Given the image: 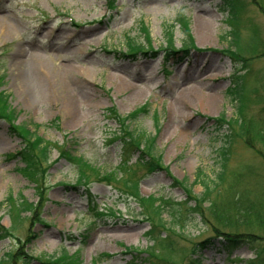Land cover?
<instances>
[{
	"label": "rangeland",
	"instance_id": "obj_1",
	"mask_svg": "<svg viewBox=\"0 0 264 264\" xmlns=\"http://www.w3.org/2000/svg\"><path fill=\"white\" fill-rule=\"evenodd\" d=\"M113 1L114 9L111 0H0V78L5 77L0 92L8 95L11 110L18 114L16 125H28L38 137L70 153L61 158L60 150L52 149L40 198L19 173L21 161L13 159L23 148L22 139L11 135L9 123L0 119V228L11 231V237L0 238V262L52 264L66 252L73 260L78 256L81 264H146L148 255L143 252L152 245L147 239L150 218L157 223L141 201L148 198L158 200L155 207L163 210L167 224L159 229L162 238L169 236L176 248L173 256L162 249L150 251L157 252L155 264H191V259L202 264H244L254 259L248 246L231 258L210 245L192 252L198 243L220 240H216L220 236L214 233L209 205L202 207L204 219L192 208L194 198L205 192V183L213 187L212 182H218L220 152L228 146V128L220 127L216 119L222 114L227 120L239 115L238 97L228 90L236 76L246 72L225 52L237 15L228 19L221 11L223 0ZM239 3V42L249 67L243 87L244 114L261 124L264 137V0ZM180 15L190 22L194 42L190 51L184 49L189 39L178 21ZM208 15L213 33L200 41L196 23ZM143 23L149 40L141 29ZM169 27L174 52L168 56ZM51 30L53 35L48 34ZM130 41L145 52L128 57ZM37 54L52 69L56 64L75 68L71 75L74 117L68 115L59 92L51 93L40 84L34 85L26 101L15 67ZM33 68L40 71L38 66ZM145 105L148 112L128 127L156 139L154 155L162 157L167 171L148 173L135 165L136 155L128 174L116 171L111 180H104L121 164L122 142L113 141L121 127L108 111L114 109L125 118ZM251 138L254 149L240 139L231 145L220 197L227 191L228 197L245 193L254 202L264 196V140ZM79 158L88 165L83 166ZM83 174L86 180L80 182ZM174 180L185 184L176 186ZM129 182L138 183V192L128 187ZM186 186L192 187L189 195ZM9 196L33 204L35 212L14 222ZM92 200L103 212L99 217ZM174 205L182 220L178 228L170 226ZM103 255L110 259L96 262Z\"/></svg>",
	"mask_w": 264,
	"mask_h": 264
},
{
	"label": "trees",
	"instance_id": "obj_2",
	"mask_svg": "<svg viewBox=\"0 0 264 264\" xmlns=\"http://www.w3.org/2000/svg\"><path fill=\"white\" fill-rule=\"evenodd\" d=\"M112 9H114V1L111 0ZM223 9L222 12H226L228 19L234 14L235 16L239 15V0H223ZM241 6V5H240ZM243 7V6H242ZM113 11V10H112ZM236 21L235 26H232L228 38L230 40L229 45L225 49V52L231 57V59L236 62H240L244 65L243 72L244 74L237 75L236 83L229 88L228 93L231 96H237L238 102L240 103L238 107L239 115L236 118L231 120H227L225 115L222 114L220 117L216 119V122L220 125V127L224 128L225 126L228 128L229 134L225 136L226 143L228 146H224L222 151L220 152L221 157V170L217 177V183L212 182L213 187L210 184L205 183V192L202 196L194 198L195 206L192 208V211L197 213L201 218H205V212L202 210V207L205 204H208L209 214L213 217L215 232L220 237L216 238L220 239L217 243H213V239L207 240V242L198 243L193 248L192 252L195 253L199 246L210 245L212 247H218L220 252L226 253L229 258H231L234 253L244 247L248 246L252 252L254 253V259L244 262V264H264V196L259 197L257 202L251 201L249 196L243 193L240 196H227L228 191L222 196L220 192H218L219 188L226 182V165L230 159V147L234 144V142L238 139L245 140L247 146L251 149H254V144L251 136L260 137L264 140V137L261 132V124L253 118H248L244 113L246 109V105L244 104L245 95H243V87L246 82V76L249 72L248 62L245 58V52L243 50L241 43L239 42V18ZM231 20V19H230ZM178 21L180 22L185 36L189 39V45H185L184 49L186 51H190L194 49V42L191 36L190 31V22L184 16L180 15ZM234 27V28H233ZM142 31L145 33L147 40L150 38V34L148 28L145 27L144 23L141 25ZM168 45L169 49L166 50V55H170L174 52V35L172 34L171 27L168 28ZM150 47V43H149ZM151 48V47H150ZM129 56L135 57L138 53L145 52L142 47H139L134 41L129 42ZM247 74V75H246ZM5 77H1L0 80L3 82ZM148 107L147 105L137 109L129 116L125 118H121L114 111V109H110L108 113L110 117L116 119L120 124L119 132L114 134L113 141L122 142L121 144V164L118 166L119 168L112 171L107 178H103L104 180H111L112 175L117 172L124 175L130 172L131 162L134 156L138 155L137 165H141L145 167L148 173H154L158 170H166L163 167L162 157H156L154 155L155 149V138L147 137L145 135L141 136L137 133V131L129 130L128 123L135 121L140 115L147 113ZM18 118V114L16 111L11 110L9 105V97L5 92H0V119L5 120L9 123L10 133L13 136H17L22 139L23 148L20 152L16 153L13 156V159H19L22 164V168L18 171L19 173L32 185H34L35 190L37 191L40 198H42V194L44 191V184L46 180L47 173L50 169V155L53 148H57L60 150V157H70V153L66 150L65 147H61V149L57 145H53L50 142H46L44 139L37 136L36 133H33L28 125L18 126L15 124ZM263 126V125H262ZM12 159V157H11ZM80 163L83 166H87L88 164L85 161L79 158ZM82 168V167H81ZM83 169V168H82ZM125 169V170H124ZM117 171V172H116ZM167 171V170H166ZM84 173V172H82ZM99 177H101L99 175ZM86 180L84 174L80 178V182ZM176 186L183 187L182 185L185 183H180L177 180H174ZM236 181H240V178H236ZM129 188L135 189L138 192V183L137 182H129L127 184ZM187 195L191 194L190 190L192 187H184ZM217 193L216 199H212V194ZM91 199V198H90ZM150 202H148V201ZM147 200H141L143 205H146L148 211L152 214V216L157 217V223H155L154 218L151 217V228L147 233V239L149 243H151V247L147 253L148 258L146 259V264H155L152 260L156 259L157 252H150L154 250L167 251L169 256H173L176 251L175 241L172 239L163 240L162 232L159 229H165L166 223L163 219V210L160 212L155 207L156 202L158 200L154 198H148ZM7 202L10 205L11 215L13 216V221L20 222L21 216L26 213L32 215L35 212L36 206L26 202L24 199H20L19 201H15L12 196L8 197ZM15 202V203H14ZM94 208L93 212L99 217L101 213L100 206H95V202L92 200ZM172 211V223L170 226L173 228H178L181 224V218L177 211L178 208L174 206ZM167 209H171V206H167ZM16 224V223H15ZM247 228L248 230H241V228ZM262 232V233H261ZM11 237V231L6 228H0V238H9ZM214 241V240H213ZM156 250V251H157ZM130 253H135L141 255L136 250L129 249ZM110 259V256L103 255L96 260V262H103L104 260ZM234 263L241 262V260H232ZM56 263L52 264H81L80 259L76 256L73 260L72 256H69L68 253L62 256L60 260L55 261ZM0 264H4L0 262ZM191 264H202L200 260L191 259Z\"/></svg>",
	"mask_w": 264,
	"mask_h": 264
},
{
	"label": "bare ground",
	"instance_id": "obj_3",
	"mask_svg": "<svg viewBox=\"0 0 264 264\" xmlns=\"http://www.w3.org/2000/svg\"><path fill=\"white\" fill-rule=\"evenodd\" d=\"M197 27L195 29V34L198 40L203 41L205 34H212L213 20L208 15L206 18L202 17L196 23ZM55 30L48 32L49 35H53ZM72 41V39L70 40ZM52 61L56 59L51 58ZM33 66L39 67L40 71ZM57 68L52 69L47 65V60L37 54L28 61H19L15 67L17 75L16 80L20 84L23 95L25 96L26 101H30L31 90L34 85L40 84L46 90L51 93L56 94L60 93V97L63 99L65 105L64 107L67 110V113L70 117H74L75 110V96L73 95V82L71 80V75L75 71V68L72 65H62L56 64ZM204 70H202L203 72ZM216 102V99H213ZM52 238V237H50Z\"/></svg>",
	"mask_w": 264,
	"mask_h": 264
}]
</instances>
